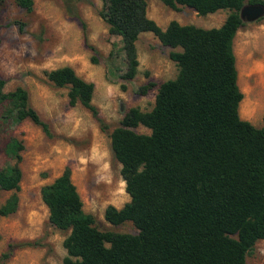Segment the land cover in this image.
Listing matches in <instances>:
<instances>
[{"label": "trees", "instance_id": "1", "mask_svg": "<svg viewBox=\"0 0 264 264\" xmlns=\"http://www.w3.org/2000/svg\"><path fill=\"white\" fill-rule=\"evenodd\" d=\"M246 1L264 7V0H164L173 10L184 6L199 16L230 13L219 28L171 21L162 30L147 17L145 0H102L99 16L122 45L123 80L136 75V42L145 32L171 49L178 74L159 85L150 111L129 109L109 135L130 201L120 209L107 206L104 219L112 226L131 222L137 235L99 231L83 211L69 167L41 187L49 223L69 232L63 264H245L247 253L264 239V127L239 117L243 95L233 52ZM15 2L32 10V0ZM45 77L57 88L67 87L69 105L80 104L102 132L107 129L92 105L93 83L68 66ZM4 83L0 103L8 106L2 118L15 124L29 119L49 135L47 123L28 106L26 90L3 93ZM138 126L150 133H135ZM23 149L16 138L4 147L16 164L0 170V190L13 192L0 206V219L18 208Z\"/></svg>", "mask_w": 264, "mask_h": 264}, {"label": "rangeland", "instance_id": "2", "mask_svg": "<svg viewBox=\"0 0 264 264\" xmlns=\"http://www.w3.org/2000/svg\"><path fill=\"white\" fill-rule=\"evenodd\" d=\"M32 1L28 12L15 0H0V80L5 82L3 93L18 87L26 90L28 106L47 123L50 133L46 135L29 119L17 124L4 120L8 104L0 103V170L16 164L4 152L11 138L24 147L18 163L22 178L17 211L0 219V264H63L67 256L63 241L69 232L49 223L40 189L52 183L66 167L71 170L83 211L93 216L99 231L138 234L131 222L112 226L104 219L107 206L120 209L130 201L109 135L120 126L129 109L150 111L159 85L178 74L169 59L171 49L145 32L136 42V75L123 80L126 64L122 45L99 16L102 0ZM145 2L147 17L162 30L171 21L202 29L219 28L230 13L221 10L199 16L184 6L173 10L164 0ZM245 5H249L247 1ZM233 52L243 95L239 117L263 128L264 16L253 22L243 20L233 40ZM65 66L93 83L92 105L107 128L104 132L87 109L80 104L69 105L67 87L57 88L45 77V72ZM148 83L152 87L143 94L140 88ZM132 130L150 133L142 126ZM12 193L0 190V206ZM245 264H264V239L247 253Z\"/></svg>", "mask_w": 264, "mask_h": 264}, {"label": "water", "instance_id": "3", "mask_svg": "<svg viewBox=\"0 0 264 264\" xmlns=\"http://www.w3.org/2000/svg\"><path fill=\"white\" fill-rule=\"evenodd\" d=\"M264 16V7L260 4L244 5L240 11V17L247 22H253Z\"/></svg>", "mask_w": 264, "mask_h": 264}, {"label": "crops", "instance_id": "4", "mask_svg": "<svg viewBox=\"0 0 264 264\" xmlns=\"http://www.w3.org/2000/svg\"><path fill=\"white\" fill-rule=\"evenodd\" d=\"M99 135H100V132H98V134H96V139H97V140L100 139V136H99ZM97 143H98V141H97Z\"/></svg>", "mask_w": 264, "mask_h": 264}]
</instances>
